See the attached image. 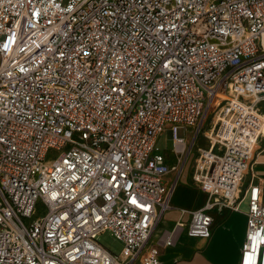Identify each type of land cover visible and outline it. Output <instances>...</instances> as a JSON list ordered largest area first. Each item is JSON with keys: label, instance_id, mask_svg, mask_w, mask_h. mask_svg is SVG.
<instances>
[{"label": "built area", "instance_id": "1", "mask_svg": "<svg viewBox=\"0 0 264 264\" xmlns=\"http://www.w3.org/2000/svg\"><path fill=\"white\" fill-rule=\"evenodd\" d=\"M263 36L264 0H0V264H162L242 202L239 264H264ZM164 132L207 199L156 232Z\"/></svg>", "mask_w": 264, "mask_h": 264}, {"label": "crops", "instance_id": "2", "mask_svg": "<svg viewBox=\"0 0 264 264\" xmlns=\"http://www.w3.org/2000/svg\"><path fill=\"white\" fill-rule=\"evenodd\" d=\"M166 134L170 137L168 132H166ZM263 139L264 137H261L258 143ZM263 152L264 146L258 149L256 160L253 165L259 178H262L264 181V161L259 160L260 155ZM193 153H195L194 156L196 157V150L194 149L183 165L188 162L190 155L192 157ZM164 155L166 161L172 164L169 156L167 157L165 153ZM171 155L175 158L172 152ZM183 169L184 167L173 176L171 174L172 171L165 176L166 184L169 187L174 186L169 198V205L171 208L162 215L159 225L163 223L164 226L160 228L157 227L156 232L161 228L172 226L173 223L179 219L187 220L189 216L188 213H182L181 210L191 211L200 208L204 205L207 199V194L200 188L187 187L186 184L188 178ZM248 179L249 175H246L242 182V190L245 189ZM180 188L188 190L191 193L193 199L191 206H172V200L175 195V198L181 197V194L177 195L178 189L180 190ZM171 212L175 214V217L170 221L165 220L166 216ZM245 212V202L240 204L239 210L237 211L220 206L213 208L211 210L213 217L212 224L216 223V225L213 226V228L211 226L212 230L210 236L206 238H198L182 234L178 243L174 247L161 250L160 260L162 264H239L241 248L246 231Z\"/></svg>", "mask_w": 264, "mask_h": 264}, {"label": "rangeland", "instance_id": "3", "mask_svg": "<svg viewBox=\"0 0 264 264\" xmlns=\"http://www.w3.org/2000/svg\"><path fill=\"white\" fill-rule=\"evenodd\" d=\"M212 119H210V121L208 122L205 131L202 132L196 142L197 147H203L206 148L208 141L206 140V138L204 137V134L208 131V128L210 126V122ZM188 132L186 130H184L183 127H178L176 130V135L177 137H186L187 141L190 142V140L192 139L193 136V128L189 127L188 128ZM158 146L160 148V150H164V151H160L163 152L167 155V157L169 156L170 161L172 162V165L175 166V169L172 170L171 174L172 176L176 174V172L178 173V171L180 169H183V171L185 170L184 173H186V176L188 178L187 180V187L189 188H200L192 179V172H193V165H194V154H192V157L190 155V158L188 160V162L183 165L182 163V158L180 157L179 160L177 158L172 157L171 152H172V139L166 134V132H164L163 134H161L159 140H158ZM264 146V139L259 142L256 147H255V151H254V155H253V159L252 161L256 160V154L259 148H262ZM59 154V152L57 151H50L48 154V159H54L57 157V155ZM171 156V157H170ZM259 160L264 161V152L260 155ZM181 194V197H175L172 200V206L174 207H181V206H191L192 205V195L188 190H183L182 188H180V190L178 189L177 195ZM175 217V214L173 212L169 213L165 220L170 221L171 219H173ZM216 223L212 224V228L213 226H215ZM164 224H160L158 227H163ZM211 228V230H212ZM98 242L104 246L105 248L109 249L110 251L114 252V253H119V251L122 249V242L120 240H118L117 238H115L110 231H104L101 234H99L98 238H97Z\"/></svg>", "mask_w": 264, "mask_h": 264}, {"label": "bare ground", "instance_id": "4", "mask_svg": "<svg viewBox=\"0 0 264 264\" xmlns=\"http://www.w3.org/2000/svg\"><path fill=\"white\" fill-rule=\"evenodd\" d=\"M263 43H264V36H263ZM261 130H262L263 133H264V124H262Z\"/></svg>", "mask_w": 264, "mask_h": 264}]
</instances>
